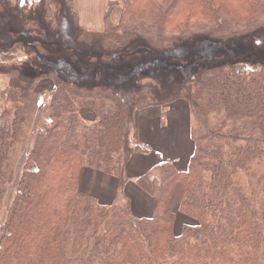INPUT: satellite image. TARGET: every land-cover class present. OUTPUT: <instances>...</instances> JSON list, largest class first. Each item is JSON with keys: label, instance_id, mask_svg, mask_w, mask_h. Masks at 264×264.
I'll return each instance as SVG.
<instances>
[{"label": "trees", "instance_id": "1", "mask_svg": "<svg viewBox=\"0 0 264 264\" xmlns=\"http://www.w3.org/2000/svg\"><path fill=\"white\" fill-rule=\"evenodd\" d=\"M24 1L0 0V23L30 32L7 40L0 29L1 45L28 39L22 45L47 49L55 41L50 23L59 26L63 8L80 27L75 0ZM21 7L34 8L32 16ZM120 7L119 22L111 6L102 32L83 29L74 39L70 29L69 41L100 42L111 57L142 37L159 60L196 35L264 28V0H121ZM133 56L121 59L124 69L141 67H127ZM234 57L201 66L179 94L156 75L121 96L51 72L45 97L36 73L25 71L20 81V69L2 70L9 86L0 113V264H264V57ZM179 100L189 102L194 151L186 169L159 154L135 178L157 199L152 216H138L125 191L126 167L132 155L154 148L139 139L137 116ZM87 168L118 178L122 199L83 190Z\"/></svg>", "mask_w": 264, "mask_h": 264}, {"label": "rangeland", "instance_id": "2", "mask_svg": "<svg viewBox=\"0 0 264 264\" xmlns=\"http://www.w3.org/2000/svg\"><path fill=\"white\" fill-rule=\"evenodd\" d=\"M6 1L16 4L18 0ZM24 2L29 6H32V4L36 6L39 0H30V3L25 0ZM119 8L120 5H113V10ZM21 9H26L27 15L32 16L31 11L34 8L21 7ZM58 21L59 26L50 23L51 33L54 35L55 41L50 42L48 40L47 43L50 46L47 49L39 44H35L36 48L22 45L27 43L28 39L22 41L21 44H14L10 47L0 44V113L5 109L4 106L8 97L3 89L9 86L8 80H5L6 76L1 74L2 70L9 73L12 70L15 72V69H20V73L17 72L16 75L20 81L21 78L24 79L23 72L36 73V75L40 76V79L36 80V83L39 81L37 90L45 97L49 96L54 86L53 80L48 75L51 72L62 76L66 81L78 84H101L122 96L125 92L137 90L141 86V81L147 75L162 77L163 81L167 83L164 85L170 87L172 92L178 93L185 80L189 77H196L199 73V68L203 65L210 67L217 61L228 60V57L235 58L234 56L238 55L248 58L247 60L250 62L257 63L262 61L253 59L254 55L264 57V28L229 38L196 35L182 41L178 46L173 47V50L169 53H164V60H158L151 59L155 58L154 56H149L153 49L147 46V44H150L142 37L138 38L136 43H134L135 47L122 50L119 53H112L111 57L106 55V50L102 48L100 42H94L93 44L89 42L90 45L85 46H81L79 40L75 44L71 43L69 41V30L71 29L72 36L75 39L78 33H82L83 29L81 27L75 28L73 19L66 8L61 11ZM70 21H72L73 28H71ZM16 23L18 24L19 22ZM0 29L5 32V36L8 37L7 40L17 31L25 35L30 34L26 30L27 28L23 29L22 26H19L17 30H13L6 20L0 23ZM41 36L42 38L46 37L45 33L41 34ZM132 54H135V56L129 58L130 61L127 60V67L134 66V63L141 67L135 71L133 69L128 71L122 67L125 62L121 61V59L126 56L130 57ZM43 58L46 60H43ZM31 62L34 63L33 67L30 65ZM43 64L47 65V67L39 69L42 68L41 65ZM94 116L93 111L85 112V117ZM80 183L83 190L109 201L117 199L121 193L119 191L120 182L111 181L104 173L91 168L83 171ZM127 183H135L138 188H141L136 179H131ZM132 193L133 198L138 202L133 203L135 214L138 216H152L154 210L138 212L143 204L137 201L136 193ZM121 199L120 196L119 201ZM176 204L178 202H173V205Z\"/></svg>", "mask_w": 264, "mask_h": 264}, {"label": "crops", "instance_id": "3", "mask_svg": "<svg viewBox=\"0 0 264 264\" xmlns=\"http://www.w3.org/2000/svg\"><path fill=\"white\" fill-rule=\"evenodd\" d=\"M120 2L121 0H75L80 27L85 30L102 31L105 24V13L114 4L120 5ZM121 13V7L111 12V19L114 23L120 21ZM136 124L139 139L144 143L151 144L155 151L153 150L154 154L149 156L132 155L126 167V173L130 179L133 180L146 173L157 161L156 155L159 154L167 160L175 162L180 169L187 168L189 158L194 151V142L190 134L192 117L188 101H175L167 110L164 108L143 110L139 112ZM108 178L111 181L119 182L116 177ZM125 191L132 199V204L136 202L132 192L136 193L137 201L142 202L143 206L138 212L155 209L156 198L142 188H138L135 183H127Z\"/></svg>", "mask_w": 264, "mask_h": 264}]
</instances>
